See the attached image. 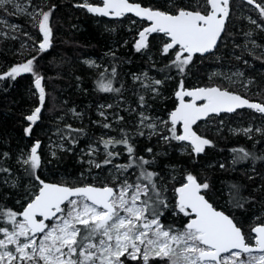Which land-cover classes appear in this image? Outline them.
I'll return each instance as SVG.
<instances>
[{
    "label": "trees",
    "instance_id": "1",
    "mask_svg": "<svg viewBox=\"0 0 264 264\" xmlns=\"http://www.w3.org/2000/svg\"><path fill=\"white\" fill-rule=\"evenodd\" d=\"M131 1L160 11L185 9L207 12L206 0ZM255 1L264 4V0ZM42 2L44 8L50 11L49 45L23 48L15 39L0 36V154L5 151L13 155L21 147L36 146L39 155L38 164L28 165L23 171L0 155V206L13 210L15 218L21 210L20 203L25 201L22 198L19 203L14 201L15 197L20 196L18 190H22L24 179H31L30 185L39 179L69 186L81 184L79 173L83 168L77 163L75 155L86 136L96 135L98 131L92 121L97 118L96 109L99 104L110 105L108 111L118 119L122 129L129 133V123L136 117V108L132 107L153 106L160 109L163 106V112H170L174 108V91L179 78L183 79L184 87L217 84L231 91L232 85L208 78L212 68L217 65L241 66L244 74L255 80L257 101L264 103V13L260 15L254 7L241 0L230 1L232 11L216 49L206 56L194 55L190 58H186L185 54L175 55L173 49L163 47L164 37L159 33L149 34L146 49L137 50L128 37L139 33V27L145 22L131 15L116 20L98 17L83 8L82 0ZM236 2L247 7L255 16L258 26L248 25L237 15L234 6ZM12 18L22 25L18 35L35 43L39 37L37 21L23 16ZM107 25L112 27L107 29ZM88 56L102 59V67L91 69L83 62ZM143 70L152 74L160 92L156 101L148 103L151 106L138 102V91L131 81L133 76ZM37 79L41 81L42 99L35 85ZM102 84L108 87L101 88ZM161 96L165 99L161 100ZM74 112L79 113L81 122L77 121ZM239 114L247 117L252 111L237 110L228 117L233 119ZM226 115L211 118L219 119ZM31 116L36 118L31 121ZM261 118L264 119V115ZM53 126H58L68 136L73 146L70 152L60 151L52 157L45 150L46 134ZM199 126L198 123L194 128L202 135L196 129ZM204 135L208 145L199 154L193 151L179 153V143L171 139L158 145L162 152L157 154L153 151L147 160L143 158L147 143L137 138L136 142H127L123 152L126 158L130 154L131 157L126 159L125 172L131 169L136 172L142 166L137 164L139 162L145 163L146 168L153 171L155 176L163 175L161 183H167L168 190L162 193V185L159 188L161 195H152L148 199L150 210L153 209L150 214H157L162 225L170 231L185 229L190 218V215H173L171 211L174 203L172 190L183 182L186 174H190L200 184L207 183V190L203 191L206 198L217 209L229 215L243 235H247L252 223L264 219V216L253 218L264 210V136L256 140L241 133L233 135L225 130L213 132L211 129H205ZM113 159L112 154L99 159L100 170ZM250 166L251 171L248 170ZM177 172V179L170 183L167 178ZM129 178L136 180L135 173L129 174ZM10 179L17 185L7 183ZM110 184L114 186V183ZM163 201H168L169 206ZM3 216L0 211V231L2 226H10ZM82 232L78 238L85 240L90 233L86 235ZM165 261L164 257H156L145 263L142 260L127 263L165 264Z\"/></svg>",
    "mask_w": 264,
    "mask_h": 264
},
{
    "label": "rangeland",
    "instance_id": "2",
    "mask_svg": "<svg viewBox=\"0 0 264 264\" xmlns=\"http://www.w3.org/2000/svg\"><path fill=\"white\" fill-rule=\"evenodd\" d=\"M89 3H100V1L82 0V4ZM204 3L207 4V0ZM234 6L237 15L248 25L258 26L255 16L246 6L238 2ZM178 11L162 12L175 14ZM255 11L263 15L264 4L259 3ZM12 16L34 18L37 21L39 37L35 43L18 35L22 25ZM49 18L50 11L44 8L42 0H0V36L9 40L15 39L20 47L49 45L51 43ZM145 25L146 22L139 27L138 31ZM106 27L110 29L112 26L107 25ZM147 37L148 35L140 36L137 32L134 37L131 35L128 38L132 39L137 50L144 51ZM163 37V47L168 50L173 49L175 55L183 54L179 47L169 48V39L165 35ZM166 49L163 50L166 51ZM185 57L190 58L187 55ZM83 62L94 70L103 65L102 59L95 56H88ZM208 78L218 83L225 82L232 85L231 91L239 94L243 92L242 94L258 100L254 87L255 80L246 76L241 66H214ZM131 81L138 91L136 94L138 102L149 105L151 101H156L160 97L154 77L147 70L133 76ZM35 85L40 98L42 96L40 79L35 81ZM107 87L106 84L101 85V88ZM183 88H185L183 79L179 78L174 94L178 89ZM164 99V96H161V100ZM109 107L108 104L98 105L97 118L92 121V125L96 126L98 131L96 135L86 136L75 156L77 163L83 168L79 173L80 185L112 186L110 183H114L112 187L115 193L110 201L115 210L110 220L103 222L101 217L105 211L89 203L85 197H74L61 206L60 213L47 222L46 229L42 233L31 235L26 222L20 218V212L15 218L13 210L0 206L4 221L10 225L9 227L2 226L0 231V264H128L127 261L142 260L145 263L156 257H164L165 264H215L213 261L200 259V253L207 248L200 243L196 231L189 230L186 226L178 232L170 231L162 225L157 214H150L153 209L150 210L151 204L148 197L161 195V192L168 190L167 183L165 185L161 183L163 175L155 176L153 171L146 168L145 163L139 164V162L137 164L142 166L137 168L136 172L133 169L125 172L126 159L128 160L131 154L126 158L123 152L126 150L124 144L136 142V138L147 143L143 152L145 160L149 159L153 151L157 154L162 152L158 145L171 139L179 143L177 149L179 153L193 151L189 144L177 139L179 127L172 126L169 120L170 112H163V106L160 109L153 106L151 108L132 107L136 108V117L133 122L129 123L130 132L128 133L118 124V119L108 111ZM250 111L252 114L247 117L242 114L233 119H230L229 115L219 119L209 117L199 123V129H196L202 134L201 136L204 135L205 129H211L213 132L225 130L233 135L241 133L247 138L258 140L264 136V119L261 118L263 115L256 110ZM74 116L78 122H81L82 119L78 112H74ZM35 118L31 116L30 120L33 121ZM36 148V146L21 147L13 155L5 151L0 155L1 158L6 157L11 160L23 171L28 165L38 164L39 155ZM44 148L52 157H55L60 151L70 152L73 146L66 133L58 126H53L46 134ZM108 154H112L114 159L103 170H100L99 159H104ZM248 170L251 171V166ZM133 172L136 180L129 178V174ZM178 175L179 172L167 180L172 183ZM191 177L192 175L186 174L182 180L184 182ZM30 181L31 179H24L22 190H18L20 196L15 197L14 200L15 203H19L21 198L25 200L23 204L20 203L21 209L34 198L40 186L38 182L30 185ZM7 183L17 185L13 179L8 180ZM162 185L160 192L159 188ZM200 185L202 191L207 190V183ZM24 191L27 192L24 193ZM164 202H167L169 206L168 201ZM171 211L173 215H190L189 210L177 206L175 192ZM261 216H264V210L259 211L253 218L259 219L262 218ZM257 224H264V219L252 223L247 235L244 234L248 243L255 241L251 228ZM81 231L86 235L90 233L85 240L78 238ZM220 261L222 264H264V251L258 253L232 251L222 255Z\"/></svg>",
    "mask_w": 264,
    "mask_h": 264
},
{
    "label": "water",
    "instance_id": "3",
    "mask_svg": "<svg viewBox=\"0 0 264 264\" xmlns=\"http://www.w3.org/2000/svg\"><path fill=\"white\" fill-rule=\"evenodd\" d=\"M99 1L83 7L89 13L106 19L116 20L131 15L145 21L146 25L139 31L140 36L163 34L169 39V48L179 47L183 54L193 57L206 56L216 49L230 15L231 0H207L209 10L206 13L179 10L175 14L131 0ZM241 1L251 7H259L255 0ZM175 98L176 104L169 113V120L172 126L179 127L177 139L189 144L195 154L201 153L208 145L207 138L194 128L198 123L211 116L230 115L242 109L256 110L264 115V103L217 85L178 89ZM38 183L37 194L20 210V218L26 222L31 235L42 233L47 222L60 213L61 206L74 197H85L89 203L104 210L103 222H108L114 213L115 208L110 201L115 193L112 186H69L43 179ZM174 192L177 206L190 212L187 229L196 231L200 243L207 248L200 253L202 261L222 264L220 257L232 251H264V224L251 228L255 241L248 243L233 219L206 198L196 178L186 179L175 187Z\"/></svg>",
    "mask_w": 264,
    "mask_h": 264
},
{
    "label": "bare ground",
    "instance_id": "4",
    "mask_svg": "<svg viewBox=\"0 0 264 264\" xmlns=\"http://www.w3.org/2000/svg\"><path fill=\"white\" fill-rule=\"evenodd\" d=\"M89 4H92V3H89ZM93 4H94V3H93ZM95 4H96V3H95ZM83 5H85V4H83ZM83 5H82V6H83ZM83 8H84V7H83ZM84 9H85V8H84Z\"/></svg>",
    "mask_w": 264,
    "mask_h": 264
}]
</instances>
